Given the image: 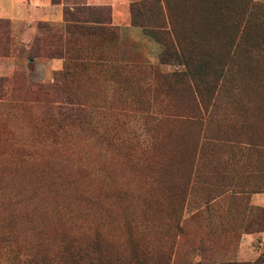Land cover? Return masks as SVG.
Segmentation results:
<instances>
[{
	"label": "rangeland",
	"instance_id": "1",
	"mask_svg": "<svg viewBox=\"0 0 264 264\" xmlns=\"http://www.w3.org/2000/svg\"><path fill=\"white\" fill-rule=\"evenodd\" d=\"M169 1L105 36L0 17V264H264V0Z\"/></svg>",
	"mask_w": 264,
	"mask_h": 264
},
{
	"label": "crops",
	"instance_id": "2",
	"mask_svg": "<svg viewBox=\"0 0 264 264\" xmlns=\"http://www.w3.org/2000/svg\"><path fill=\"white\" fill-rule=\"evenodd\" d=\"M9 6H5L0 2V17L11 18L13 20L27 21L29 24L35 21H45L60 23L65 29L66 8L69 11L77 13L81 10L84 17L87 13L93 12L97 17V12L102 11L100 8L105 7V11L111 13V19L105 23L106 26L126 27L131 26L132 12L131 2L134 0H60L54 3L53 0H7ZM93 7V9H87ZM107 7V8H106ZM95 22H82L81 25L94 24ZM90 26V25H88ZM61 58H56L59 61ZM57 65H59L57 63ZM249 186V185H248ZM252 203L264 207V192H253L251 196ZM253 234H246L248 238H252ZM246 247V246H245Z\"/></svg>",
	"mask_w": 264,
	"mask_h": 264
},
{
	"label": "trees",
	"instance_id": "3",
	"mask_svg": "<svg viewBox=\"0 0 264 264\" xmlns=\"http://www.w3.org/2000/svg\"><path fill=\"white\" fill-rule=\"evenodd\" d=\"M54 3H59L60 0H53ZM166 4H167V8H168V12L171 13L172 11V8H171V5H170V1L169 0H165ZM138 2H133L132 5H131V12H132V16L134 17L135 19V14L138 12ZM107 8V7H106ZM87 9H93V7H88ZM102 11H104L105 7L104 8H100ZM81 10H78L77 13L75 12H72V11H69L67 8H66V21H67V25L64 29L65 32H67V34H73V33H81L82 35L83 34H101L102 36H105V35H114L116 33L115 31V28L113 27H110V26H106L105 23L109 22V19H97V17L95 16V13L93 12H90L87 13L84 17H82L81 15H83V13L81 14L80 12ZM87 21H90V22H95L94 26H88V25H81L82 22H87ZM39 26L41 27L44 35L42 37H36L34 42H33V48H34V51L38 48L37 45L39 43V41H47L49 40L51 37L53 38H56V37H61L59 35H62L63 36V33L60 32V31H53V29L48 25V24H45V23H39ZM58 40H60V38H58ZM78 43H76V47L74 46H71V43L69 41H67V38H66V41H65V47L64 49L66 51H61L60 49H62L61 46H57L55 47L54 49H51V48H45V49H48V51H50L52 53L51 56L53 57H58V56H64L65 53H67L69 47L68 45L72 48V49H77V51L79 52L78 54L82 55L83 57V60H96V61H99L100 58L97 56V57H94V54L93 53H90L87 51V55H84L81 53V51H86L87 49H83V46H82V43L78 40L77 41ZM74 44V42L72 43ZM80 55V56H81ZM90 248L91 246L90 245H87V247L85 248H82L78 251H76V254H73L72 256V262L73 263H76V264H92V261H93V257H91V255H89L90 253ZM97 258V261L94 262V264H97L98 261H99V257H96Z\"/></svg>",
	"mask_w": 264,
	"mask_h": 264
}]
</instances>
